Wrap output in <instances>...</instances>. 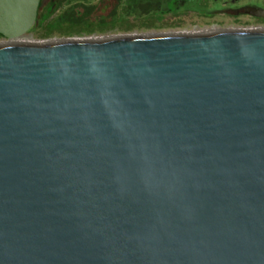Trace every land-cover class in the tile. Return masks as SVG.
<instances>
[{
	"label": "water",
	"instance_id": "obj_1",
	"mask_svg": "<svg viewBox=\"0 0 264 264\" xmlns=\"http://www.w3.org/2000/svg\"><path fill=\"white\" fill-rule=\"evenodd\" d=\"M0 264H264V30L0 45Z\"/></svg>",
	"mask_w": 264,
	"mask_h": 264
},
{
	"label": "rangeland",
	"instance_id": "obj_2",
	"mask_svg": "<svg viewBox=\"0 0 264 264\" xmlns=\"http://www.w3.org/2000/svg\"><path fill=\"white\" fill-rule=\"evenodd\" d=\"M54 1L42 0L38 23L27 34L16 39L0 35V45L264 30V24L239 19L244 7L258 6L264 0H239L238 4L226 0H120L114 11V3L106 1L93 10L96 12L90 20L70 17V12L74 6H79L80 11L82 4L97 5L98 1H69L60 12L48 18ZM65 13L68 17H63ZM40 23L43 25L38 27Z\"/></svg>",
	"mask_w": 264,
	"mask_h": 264
},
{
	"label": "trees",
	"instance_id": "obj_3",
	"mask_svg": "<svg viewBox=\"0 0 264 264\" xmlns=\"http://www.w3.org/2000/svg\"><path fill=\"white\" fill-rule=\"evenodd\" d=\"M69 1H72V0H55L54 2H52V4H51L52 9H51L50 13L48 14V18H51V17L55 16L58 12H60L62 10V7L66 3H68ZM91 1H94V0H91ZM95 1H98L97 5H84V4H82L83 9H80V11L77 9L79 6L78 7L74 6L70 12V17L78 16V17H80V19L90 20L91 16H93V14H95L96 10L99 8V6L102 5L103 2H106V1L113 2L114 3L113 11L115 10L118 3L120 2V0H95ZM42 9L43 8L40 7L39 13L41 12ZM94 9H96V10L93 11ZM67 15H69V14L65 13V15L63 17H68ZM38 20H39V15H38ZM38 20H37V23H38ZM42 25H43V23L42 24L40 23L38 27H41Z\"/></svg>",
	"mask_w": 264,
	"mask_h": 264
},
{
	"label": "flooded vegetation",
	"instance_id": "obj_4",
	"mask_svg": "<svg viewBox=\"0 0 264 264\" xmlns=\"http://www.w3.org/2000/svg\"><path fill=\"white\" fill-rule=\"evenodd\" d=\"M230 3H237L239 0H226ZM239 19L247 18L252 22L264 24V3L258 6H248L241 10Z\"/></svg>",
	"mask_w": 264,
	"mask_h": 264
}]
</instances>
